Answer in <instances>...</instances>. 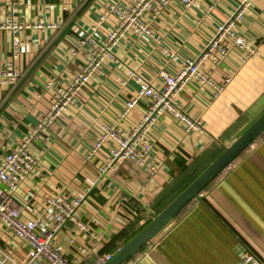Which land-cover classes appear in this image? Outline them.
Returning a JSON list of instances; mask_svg holds the SVG:
<instances>
[{"label": "crops", "instance_id": "crops-1", "mask_svg": "<svg viewBox=\"0 0 264 264\" xmlns=\"http://www.w3.org/2000/svg\"><path fill=\"white\" fill-rule=\"evenodd\" d=\"M196 1L200 8L174 2L156 18L149 13L152 35L137 28L126 31L115 59L103 62L69 110L31 146L37 170L21 183L15 205L24 220L38 221L43 233L56 222L49 197H83L79 217L93 236L72 223L62 228L57 240L70 259L93 264L102 254H115L264 113V0H250L238 28L249 48L234 47L219 67L203 65L218 84L229 76L233 81L217 96L210 86L190 82L179 96L201 129L188 132L187 123L170 113L152 126L148 138L153 157L163 163L159 174L152 176L130 162L102 173L116 147L113 140L88 158L103 125L132 130L142 120L148 99L122 116L139 88L131 72L163 89V75L176 74L181 59L194 57L243 0ZM132 2L0 0V71L13 60L17 41L14 64L20 73L13 87L0 80V161L51 108L47 84H70L93 58L96 48L82 39L93 34L105 40L119 22L110 7ZM10 21L24 28L15 32L7 27ZM249 49L258 52L243 61ZM168 51L179 58H170ZM201 193L138 252L142 259L137 264H238L245 252L264 262V133ZM27 249L0 222V264L21 263Z\"/></svg>", "mask_w": 264, "mask_h": 264}, {"label": "built area", "instance_id": "built-area-1", "mask_svg": "<svg viewBox=\"0 0 264 264\" xmlns=\"http://www.w3.org/2000/svg\"><path fill=\"white\" fill-rule=\"evenodd\" d=\"M174 2H179L186 7H201L196 0H133L130 6L112 5L109 12L117 14L118 24L105 40L100 41L93 34L82 39V44H89L96 48L93 58L82 66L70 84L65 86H54L51 82L47 84V87L52 89L51 108L22 142L8 151L0 161V222L7 224L28 246L26 257L19 264H35L36 262L82 264L66 255L57 240V235L62 228L72 223L80 232L93 236L88 224L79 217L84 203L83 197L73 199L63 195L49 197L47 202L50 207L55 209L56 222L53 227L43 233L38 230L39 222L24 220L21 208L15 205L21 183L37 170L38 160L32 154L31 146L69 110L103 62L107 59H115L114 50L124 33L130 28H137L141 32L152 35V30L149 29L146 21L148 14L150 13L152 17L156 18ZM250 5V0H243L228 20L217 25L214 35L194 57L181 59V67L176 74H164L163 89L156 88L141 76L131 72L139 82V88L136 95L128 101L122 116H127L144 99H148L149 104L142 120L132 130H125L117 125L101 127V137L92 148L88 158L99 152L109 140L116 142V147L112 149L106 166L101 168L102 173L116 164L130 162L147 170L152 176L159 174L163 163L156 161L153 157L154 144L148 138V134L155 122L165 113L184 120L187 123L186 130L188 132L201 129V122L188 115L179 102V96L190 82L195 81L201 85L210 86L217 96L233 81V78L229 76L222 84H218L210 73L203 70V65L209 62L213 66L219 67L228 61L234 47L246 50L249 48L247 37L239 32L238 28ZM7 27L17 32L23 29L24 25L10 21ZM39 27L55 26L39 25ZM248 51L243 61H247L258 52L256 49ZM73 53L77 54V51L73 50ZM168 54L174 60L179 58L176 53L168 51ZM12 55L13 60L7 64L5 70L0 71V80L13 87L20 79V73L14 64V60L19 56L17 41L14 42ZM201 195L202 193L199 196ZM113 255L112 253L102 254L93 264H105L112 259ZM141 259L142 256L136 253L131 258V264H137ZM238 264H264V262L255 254L245 252Z\"/></svg>", "mask_w": 264, "mask_h": 264}, {"label": "water", "instance_id": "water-1", "mask_svg": "<svg viewBox=\"0 0 264 264\" xmlns=\"http://www.w3.org/2000/svg\"><path fill=\"white\" fill-rule=\"evenodd\" d=\"M264 133V113L254 121L229 147L211 163L176 199L134 238L120 248L105 264H125L141 251L183 209L197 198L226 168H228L256 139Z\"/></svg>", "mask_w": 264, "mask_h": 264}, {"label": "trees", "instance_id": "trees-1", "mask_svg": "<svg viewBox=\"0 0 264 264\" xmlns=\"http://www.w3.org/2000/svg\"><path fill=\"white\" fill-rule=\"evenodd\" d=\"M224 150H225V149H224ZM218 157H219V156H218ZM216 159H217V158H216ZM216 159H215V160H216ZM215 160H214V161H215ZM210 165H211V164H210ZM210 165H209V166H210ZM209 166H208V167H209ZM208 167H207V168H208ZM207 168H206V169H207ZM198 176H199V175H197V176H196V177H195V178H194V179L188 184V186H189V185H190V184H191V183H192V182H193ZM188 186H186V187L184 188V190H185ZM184 190H183V191H184ZM183 191H182V192H183ZM175 199H176V198H175ZM184 209H185V208H184Z\"/></svg>", "mask_w": 264, "mask_h": 264}, {"label": "rangeland", "instance_id": "rangeland-1", "mask_svg": "<svg viewBox=\"0 0 264 264\" xmlns=\"http://www.w3.org/2000/svg\"><path fill=\"white\" fill-rule=\"evenodd\" d=\"M256 121V120H255Z\"/></svg>", "mask_w": 264, "mask_h": 264}]
</instances>
